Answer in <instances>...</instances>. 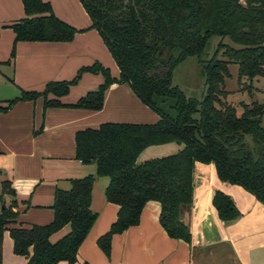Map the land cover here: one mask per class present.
Segmentation results:
<instances>
[{
	"label": "trees",
	"instance_id": "1",
	"mask_svg": "<svg viewBox=\"0 0 264 264\" xmlns=\"http://www.w3.org/2000/svg\"><path fill=\"white\" fill-rule=\"evenodd\" d=\"M25 18L11 25L18 42L68 43L77 31L58 19L49 3L20 0ZM115 61L119 75L112 77L99 62L81 67L71 80L48 81L43 90H20L0 106L7 111L17 101L43 99V107L100 110L104 92L113 83H127L139 100L158 115L153 123L103 122L75 133V158L93 164L95 174L71 180L68 190H56L53 218L46 224L15 225L16 201L0 210L1 238L8 230L14 254L25 264H74L78 248L95 222L90 209L96 176L107 177L105 199L118 206L116 219L98 237L97 245L110 255L113 235L137 225L144 205L160 204L159 223L167 235L191 243L183 212L193 205L194 174L213 167L217 179L252 194L264 206V101L228 103L225 80L229 65H237L238 81L264 77V0H79ZM215 53L201 63L204 94L187 96L172 77L186 58L200 57L212 38ZM226 40L227 43H223ZM14 46L11 56H14ZM220 53L221 57H218ZM83 72L101 74L102 82L72 103L69 93ZM176 142V153L137 162L150 145ZM8 182L2 193H12ZM211 203L218 219L230 223L241 213L233 199L215 189ZM69 227L51 242L50 236ZM83 264H88L84 262Z\"/></svg>",
	"mask_w": 264,
	"mask_h": 264
},
{
	"label": "crops",
	"instance_id": "2",
	"mask_svg": "<svg viewBox=\"0 0 264 264\" xmlns=\"http://www.w3.org/2000/svg\"><path fill=\"white\" fill-rule=\"evenodd\" d=\"M42 1L50 4L58 19L80 33L68 43L14 44L10 27L25 18L23 6L20 0H0V106L18 96L21 89L41 91L48 81L71 80L81 67L96 61L111 68L115 78L119 75L110 53L90 28L91 21L79 0ZM82 77L86 83L74 88L80 89L75 96L70 89L61 98L63 102L76 101L96 89L103 79L89 73ZM105 91L100 110L44 108L42 97H38L17 101L7 111H0V210L16 201L14 210L19 215L15 225L50 222L55 191L68 190L71 180L95 174L93 164L75 158L74 137L78 130L103 122L153 123L158 119L127 83H114ZM181 148L176 142L150 145L141 151L137 162L170 155ZM3 182H8L12 193L1 196ZM107 183L104 176L94 179L90 209L97 217L78 248L74 264H264V206L244 189L221 183L213 167L207 169L204 165L194 174L192 208L183 212L191 243L167 235L158 220L160 204L150 200L137 225L113 235L110 255L106 256L97 239L109 229L118 210L116 204L105 199ZM215 189L224 191L235 202L241 215L234 221L225 224L218 219L211 203ZM68 231L66 225L53 233L50 241ZM2 238L1 264H25V256L13 253L8 230Z\"/></svg>",
	"mask_w": 264,
	"mask_h": 264
},
{
	"label": "rangeland",
	"instance_id": "3",
	"mask_svg": "<svg viewBox=\"0 0 264 264\" xmlns=\"http://www.w3.org/2000/svg\"><path fill=\"white\" fill-rule=\"evenodd\" d=\"M93 31L99 37L100 43L104 44L98 32L94 29ZM218 43L219 38H212L209 41L206 50L200 57L191 56L181 62L173 72V85H177L187 96H192L194 98L201 99L204 94V81L201 75V63L209 59L215 53ZM223 43H227L226 40H224ZM105 49L108 51L106 45ZM218 57H221L220 53L218 54ZM113 62L115 61L113 60ZM229 70L231 76L225 80V90L228 92L226 101L228 103L238 106L241 101L246 103L255 99L260 102L264 101V77H259L257 80L255 79L251 84V88L248 89V86L250 84L249 81H238L237 65L230 64ZM109 72L112 77H114L111 68L109 69ZM87 73L95 74L90 72H83L78 82L70 87L72 91V96H75V94H77L80 90H75L74 88H81L80 86H82L83 83H86V80L82 76L83 74L86 75ZM99 77L101 78V74H99ZM114 83L120 84L118 82H113L107 87V89ZM78 84L79 86L77 87ZM122 98L123 100H126L127 97L123 94ZM238 110H241L239 106ZM262 125H264V115L262 117ZM5 236L8 238V235L5 234ZM1 247L3 251V238L1 239Z\"/></svg>",
	"mask_w": 264,
	"mask_h": 264
}]
</instances>
